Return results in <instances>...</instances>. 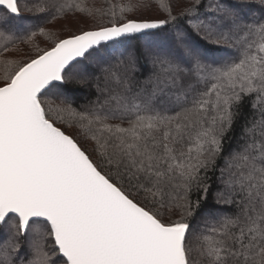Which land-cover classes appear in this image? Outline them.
Here are the masks:
<instances>
[{
  "label": "snow or ice",
  "instance_id": "6c2138e0",
  "mask_svg": "<svg viewBox=\"0 0 264 264\" xmlns=\"http://www.w3.org/2000/svg\"><path fill=\"white\" fill-rule=\"evenodd\" d=\"M200 6L192 0L175 12L173 0H128L105 10L83 0H36L24 11L47 14L48 24L82 13L95 26L66 38L45 27L16 37L9 26L21 16L19 0H0V232L8 236L0 264H264V108L232 157L226 189L234 198L217 194L239 211L207 234L190 231L188 217L200 205L190 194L202 188L207 199L206 173L243 96L264 100V23H244L254 0H226L218 15L193 22ZM68 26L74 22L60 27ZM38 35L52 46L41 49ZM233 35L240 56L205 63L197 41L219 45ZM153 37L160 38L159 71L151 87L133 92L113 74L123 91L81 112L54 92L87 57ZM17 39L38 54L27 62L5 56L19 51ZM74 125L77 133L67 131ZM20 238L23 260L13 255Z\"/></svg>",
  "mask_w": 264,
  "mask_h": 264
},
{
  "label": "trees",
  "instance_id": "16d2710c",
  "mask_svg": "<svg viewBox=\"0 0 264 264\" xmlns=\"http://www.w3.org/2000/svg\"><path fill=\"white\" fill-rule=\"evenodd\" d=\"M128 0H83V3L91 9L107 10L109 4L120 5L127 3ZM226 2V0H200V7L197 13L193 15V22L199 19H211L218 15L216 5ZM236 3V0H231ZM256 7L251 11L245 10V24L264 23V11L259 7V0H254ZM21 7V16L15 19L9 26L10 30L16 37L27 35L29 32L38 31L40 27H45L56 33L57 38H66L72 32L79 29L91 30L95 24L91 18L85 17L82 13H68L67 16L60 21L48 24L47 14L38 12L24 11L25 8H31L36 5V0H19ZM175 12H179L182 7L190 6L192 0H173ZM3 10L0 9V12ZM118 12L119 9L117 8ZM153 16H163L165 14L154 10ZM108 17H104L107 22ZM74 22V26L61 28L62 22L69 25ZM70 31V32H69ZM227 33V29H225ZM166 35H171L169 30ZM159 37H153L151 43L146 40L132 39L125 46L109 49L103 56L87 57L82 63L78 64L72 72L68 73V79L62 84L60 89L55 91H63L64 97L71 103L76 111L81 112L86 109L98 107L102 104L105 97L109 93H118L123 91L121 83H118L113 74L117 77L124 78V82L128 83L133 92L151 87L149 83L154 79V73L159 71L158 66L153 63V54L159 51ZM41 49H48L52 46V42L43 36H37L34 42ZM197 44L204 50L207 57L205 63L213 66H221L230 61L236 60L242 52V44L239 39L233 35L227 41H221L219 45L209 43L207 41L198 40ZM2 46V44H0ZM18 52H8L4 55L23 62H27L29 58L34 57L38 53L35 51L33 43L23 44L17 39ZM2 73V69H0ZM59 102V101H57ZM255 105V107H254ZM158 110L160 106H157ZM261 108H264V100L257 97L256 94L244 95L243 103L240 106V115L236 118L230 131L224 136L222 151L215 158L214 166L210 167L206 173L204 183L208 185L207 199H204L203 189L194 188L190 194L191 201L199 198L200 205L194 208L193 215L188 217L191 225L190 231L194 233L207 234L210 227L216 225L218 219L224 216H230L239 211V207L234 203H224L223 199L218 202V193H225V198L232 200L234 197L227 195L226 182L230 179V173L235 169L231 167L232 157L244 150L248 137L245 135V126H250L253 119H260ZM65 127V125H58ZM126 126V125H125ZM70 133H77L78 129L73 126L67 129ZM79 138V137H77ZM87 146L92 147V142H88ZM201 176L205 173L202 171ZM239 200V197H235ZM178 215H171V219H178ZM8 242L7 233L0 232V247ZM27 250L26 242L23 238L19 239V249L14 253V257L18 260L25 258Z\"/></svg>",
  "mask_w": 264,
  "mask_h": 264
},
{
  "label": "rangeland",
  "instance_id": "374dc122",
  "mask_svg": "<svg viewBox=\"0 0 264 264\" xmlns=\"http://www.w3.org/2000/svg\"><path fill=\"white\" fill-rule=\"evenodd\" d=\"M62 24L65 25L66 23H65V22H62ZM62 24H61V25H62ZM66 30H70V29H69V26L67 27ZM69 32H70V31H69Z\"/></svg>",
  "mask_w": 264,
  "mask_h": 264
},
{
  "label": "water",
  "instance_id": "95a60500",
  "mask_svg": "<svg viewBox=\"0 0 264 264\" xmlns=\"http://www.w3.org/2000/svg\"><path fill=\"white\" fill-rule=\"evenodd\" d=\"M57 83H59V82H57Z\"/></svg>",
  "mask_w": 264,
  "mask_h": 264
}]
</instances>
